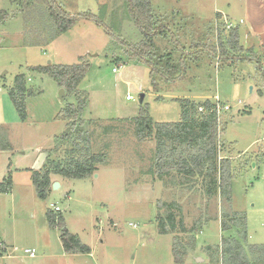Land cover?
Instances as JSON below:
<instances>
[{"label": "rangeland", "instance_id": "rangeland-1", "mask_svg": "<svg viewBox=\"0 0 264 264\" xmlns=\"http://www.w3.org/2000/svg\"><path fill=\"white\" fill-rule=\"evenodd\" d=\"M46 1L0 0V143L6 142L13 158L25 153L17 162L12 159V168L22 171L13 169L9 175L20 201L15 205L4 196L0 202V242L7 248L1 251L0 264H174L173 238L184 242L186 237L179 230L158 231L156 218L167 213L158 211L162 203H175L180 210L170 212L176 220L188 230L196 228V247L184 264H212L205 247L219 245L224 216L244 214L247 242L264 245V0H151L155 16L186 50L184 79L175 82L152 80L148 67L130 58L132 53L122 46V41L138 45L143 38L125 0H56L72 16L90 12L101 18L118 40L89 21L57 35ZM226 21L237 29L242 51H229L221 60L208 51L227 31ZM154 41L160 54L171 53L173 62L181 58L169 37L156 36ZM244 56L249 60L242 61ZM80 58L88 69L77 91L87 106L76 119L81 125L77 133L72 119L60 117L68 105H77L74 96L31 68L75 65ZM18 75L25 76L26 89L32 92L25 98L24 122L8 95ZM216 95L231 107L220 114L217 128L219 160H228L233 176L229 203L206 195L207 179L187 180L175 171L158 179L155 142L140 139L130 120L144 108L153 123L177 122V100L213 103ZM64 133L73 140L61 141ZM84 133L90 152L104 154L103 164L85 179L52 176L60 187L51 186L44 199L38 198L31 175L23 169L36 162L40 171L48 159L64 162L75 138L84 145L78 138ZM49 211L63 219L62 225L49 226ZM63 229L90 254H66L60 240ZM25 249H34L35 256L25 255Z\"/></svg>", "mask_w": 264, "mask_h": 264}, {"label": "trees", "instance_id": "trees-1", "mask_svg": "<svg viewBox=\"0 0 264 264\" xmlns=\"http://www.w3.org/2000/svg\"><path fill=\"white\" fill-rule=\"evenodd\" d=\"M46 3V10L57 35L66 33L79 21H89L103 29L110 38L119 39V36L116 37L101 18L90 12L72 16L66 13L56 0H47ZM125 4L130 19L143 37L138 45L130 46L121 42L122 46L127 47V51L132 53L129 57L145 64L152 80L153 78H160L165 82L183 80L187 64L185 47L176 39L168 25L155 16L151 0H125ZM218 16L220 15L218 14ZM223 33L222 37L220 35L217 45L208 51L209 56L216 58L218 54L217 58L221 60L226 57L225 54L229 51H242L238 44L237 29L232 28ZM156 36L169 37L174 48L181 55L177 62H173L171 53L160 54L154 41ZM195 47L200 46L194 45L193 48ZM248 57H251L252 60L255 59L251 55ZM248 57L244 56L241 60H249ZM87 69L88 64L83 58H80L79 64L70 66L50 64L31 68V71L49 75L60 88L66 89L68 94L74 96L77 105H68L60 117L64 121L72 119L71 126L77 125V133L81 131V125L78 126L76 119L87 106V100L78 94L77 87ZM25 79L24 75L16 76L14 87L8 92L9 99L21 122L26 120L25 98L27 94L32 93L26 89ZM177 102L180 107V118L177 122L153 123L144 108L140 109L137 118L130 119L140 139L151 137L155 142L154 160L158 179L161 180L171 171L178 172L187 180L198 179V177L204 181L207 179L209 182L206 185V195L208 197L218 195L229 203L233 176L228 160H219L218 118L212 111L213 103L208 100L196 103L189 99H180ZM200 107H203V112H199ZM81 135L79 134L78 138L81 137L84 145L79 146L78 140L75 138L76 143L66 152L67 158L64 162L57 163L48 159L40 171H30L38 198L46 197L52 186V176L64 179H85L97 171L98 165L103 164L104 154L90 152L88 136L85 133L84 137ZM60 140L72 141L73 136L70 133H64ZM4 147L7 149L6 146ZM4 185L8 188L4 189ZM9 186L10 177L0 184V191H8ZM160 209L167 210V213L164 218H156L158 231L162 234H172L179 230L186 237L184 242L174 237L172 248L174 264H184V258L188 251L194 250L196 247L194 236L196 228L188 230L181 219L176 220L175 215L170 212L175 209L180 210L175 203H162V205H158V211ZM47 221L50 227H56L63 223V219L52 211L47 213ZM220 229L224 235H222L219 245L205 247L212 264H264V245L247 242V224L244 214H233V217L224 216L220 220ZM60 240L66 254H90V249L65 229L62 230Z\"/></svg>", "mask_w": 264, "mask_h": 264}, {"label": "crops", "instance_id": "crops-1", "mask_svg": "<svg viewBox=\"0 0 264 264\" xmlns=\"http://www.w3.org/2000/svg\"><path fill=\"white\" fill-rule=\"evenodd\" d=\"M218 14V13H217ZM220 15V14H219ZM0 93H2L0 91ZM3 102V101H2ZM3 106H6L5 102H4V105ZM5 120V119H3ZM19 120V119H18ZM7 121V120H5ZM20 121V120H19ZM13 123H17L18 121L17 120H13L12 121ZM0 138H2V136L0 135ZM6 142H4V145H5ZM3 143H0V184H2L3 182H5V180L7 179V177H9V175L13 172V169L15 171H22V169L20 168H12V165H13V161L17 162L19 161V158L22 156L24 157L25 156V153L22 152L20 153V157H14L13 156H9V153L10 150L9 149H4ZM8 153V154H7ZM13 159V161H12ZM14 162V163H15ZM39 163V162H38ZM36 162H34L33 166L30 167L29 169H23V170H26L29 172V174L31 175V172L30 171H36ZM39 169V168H38ZM37 169V170H38ZM32 182V181H31ZM33 184V183H32ZM61 185V184H60ZM4 189H7L8 187L4 185L3 187ZM4 196H7L9 198H11L13 200V203L16 205L18 201H20L21 199V195L19 193L16 192V189H15V183L13 181V178L11 179L10 177V186H9V189L8 191L4 192V191H0V202H1V199L2 197ZM29 197L31 198L32 197V194L30 192L29 194ZM17 199V200H16ZM250 244V243H249ZM263 245V244H262ZM7 248H6V244L4 241L0 242V255H2V252L3 254L6 252ZM2 251V252H1Z\"/></svg>", "mask_w": 264, "mask_h": 264}, {"label": "built area", "instance_id": "built-area-1", "mask_svg": "<svg viewBox=\"0 0 264 264\" xmlns=\"http://www.w3.org/2000/svg\"><path fill=\"white\" fill-rule=\"evenodd\" d=\"M225 28L227 30H230L233 28V25L230 22L226 21L225 22ZM117 71H118L117 68H112L113 73H117ZM126 100H131V96L127 95ZM213 100H214V102H213L214 107H213L212 111L215 112L217 118L220 117V114L223 111H229L231 109L230 106L225 105V104H221L217 95L214 96ZM198 110H199V112H203V107H200ZM52 208H54L56 211H58L57 207L52 206ZM131 226L135 228V225H131ZM23 252L25 255L29 256L30 258H33L35 256V253H36V251L34 249H25Z\"/></svg>", "mask_w": 264, "mask_h": 264}, {"label": "water", "instance_id": "water-1", "mask_svg": "<svg viewBox=\"0 0 264 264\" xmlns=\"http://www.w3.org/2000/svg\"><path fill=\"white\" fill-rule=\"evenodd\" d=\"M63 95V90L60 91V97ZM52 187L54 190L58 189L60 187V184L58 182H53Z\"/></svg>", "mask_w": 264, "mask_h": 264}]
</instances>
